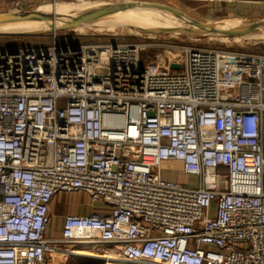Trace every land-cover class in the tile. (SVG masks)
Wrapping results in <instances>:
<instances>
[{
	"label": "built area",
	"instance_id": "2783aa9c",
	"mask_svg": "<svg viewBox=\"0 0 264 264\" xmlns=\"http://www.w3.org/2000/svg\"><path fill=\"white\" fill-rule=\"evenodd\" d=\"M151 46L0 47V264H48L56 243L118 264H264V55L146 61ZM61 193L95 210L54 240Z\"/></svg>",
	"mask_w": 264,
	"mask_h": 264
},
{
	"label": "rangeland",
	"instance_id": "374dc122",
	"mask_svg": "<svg viewBox=\"0 0 264 264\" xmlns=\"http://www.w3.org/2000/svg\"><path fill=\"white\" fill-rule=\"evenodd\" d=\"M38 11L50 13L56 18L89 11H108L120 15L133 14L136 16L134 21L141 15L158 22L113 25L108 21H81L64 27H46L36 32L19 34L15 31L35 25L17 21L15 28L0 26V47L30 49L49 47L54 43L62 47L143 43L155 45L148 48L143 59L154 61L158 56L162 62L170 56H176L181 61L184 47L217 48L264 55L263 30L259 31L258 39H253L250 32L201 35L192 32L190 24L172 15L182 14L205 26L264 20V3L228 0H0V15L22 14L32 18L37 16ZM167 171L179 176L176 181L197 185L194 177L172 171L171 168H167ZM72 194L64 193V201L71 199Z\"/></svg>",
	"mask_w": 264,
	"mask_h": 264
},
{
	"label": "water",
	"instance_id": "95a60500",
	"mask_svg": "<svg viewBox=\"0 0 264 264\" xmlns=\"http://www.w3.org/2000/svg\"><path fill=\"white\" fill-rule=\"evenodd\" d=\"M36 13V12H35ZM36 17L29 18L27 15L22 14H7L0 15V26L10 27L14 26L17 21H24L28 24L38 25L35 30H29L24 32H18L19 34L23 33H32L36 32L44 27H64L71 25L73 23L81 21H108V22H123L126 25H138L143 22L134 21L132 17L128 15H120L115 13H110L108 11H89L84 13H79L76 15H69L62 18H56L50 13H45L38 11ZM175 18L187 22L193 27L192 32L199 33L201 35H220L228 33H239V32H250L253 39H258L259 31H264V20H246V21H233L219 23L213 26H205L195 20L186 18L182 14H172ZM171 68L179 69L178 64H172Z\"/></svg>",
	"mask_w": 264,
	"mask_h": 264
},
{
	"label": "crops",
	"instance_id": "0c3cea01",
	"mask_svg": "<svg viewBox=\"0 0 264 264\" xmlns=\"http://www.w3.org/2000/svg\"><path fill=\"white\" fill-rule=\"evenodd\" d=\"M169 165L170 164H168V166ZM176 167L179 168V165H176ZM175 172L182 173L178 170ZM170 173L171 172L166 170L164 172V176L175 181L179 178L178 175ZM63 195L64 193L57 195L51 204L52 226L48 233V237L54 240L61 238L64 216L68 214L91 215L95 210V207L90 203V199L87 194L74 193L72 194L71 199L66 202L64 201ZM78 252H86L90 256H76L75 254ZM107 255V251L103 250L100 253H97L91 248L80 244L64 245L56 243L50 246L48 264H118L110 260V257Z\"/></svg>",
	"mask_w": 264,
	"mask_h": 264
},
{
	"label": "bare ground",
	"instance_id": "6f19581e",
	"mask_svg": "<svg viewBox=\"0 0 264 264\" xmlns=\"http://www.w3.org/2000/svg\"><path fill=\"white\" fill-rule=\"evenodd\" d=\"M57 2V1H56ZM55 6H56V3H55ZM128 16H130V17H132L133 19H134V17H136L135 15H133V14H129ZM135 21H138V22H158L156 19H152V18H149V17H146V16H138L137 17V19H135ZM84 22V21H83ZM103 23V22H102ZM110 24H113V25H119V24H124L123 22H109ZM97 24V23H96ZM168 24V23H167ZM124 25H126V23L124 24ZM38 25H35V26H31V27H29V28H26V29H24V30H16L15 32L16 33H18V32H24V31H29V30H35L36 28H38L37 27ZM173 26V25H172ZM10 27H12V28H15L14 26H10ZM5 28H8V27H5ZM44 28H46V27H44ZM165 29V28H164ZM163 29V30H164ZM91 254V253H90ZM76 256H90L88 253H86V252H78V253H76L75 254ZM106 258H108V257H106Z\"/></svg>",
	"mask_w": 264,
	"mask_h": 264
}]
</instances>
